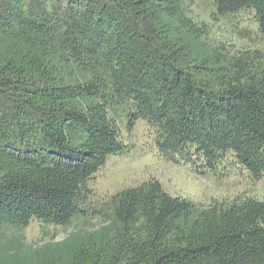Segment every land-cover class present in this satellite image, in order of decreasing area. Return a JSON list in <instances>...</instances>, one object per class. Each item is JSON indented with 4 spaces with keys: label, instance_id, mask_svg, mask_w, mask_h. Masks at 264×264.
<instances>
[{
    "label": "trees",
    "instance_id": "trees-1",
    "mask_svg": "<svg viewBox=\"0 0 264 264\" xmlns=\"http://www.w3.org/2000/svg\"><path fill=\"white\" fill-rule=\"evenodd\" d=\"M213 2L252 11L264 37V0ZM230 60L183 0H0V227L85 213L89 180L124 148L120 112L150 124L169 159L264 175V63ZM101 214L105 227L47 246L37 264H264V199L196 204L151 179Z\"/></svg>",
    "mask_w": 264,
    "mask_h": 264
},
{
    "label": "rangeland",
    "instance_id": "rangeland-1",
    "mask_svg": "<svg viewBox=\"0 0 264 264\" xmlns=\"http://www.w3.org/2000/svg\"><path fill=\"white\" fill-rule=\"evenodd\" d=\"M183 7L215 56L240 60L250 72L255 64L264 63V37L252 11L220 14L213 0H183ZM115 119L124 148L108 155L92 175L90 193L81 205L85 213L74 215L67 225L31 219L26 226L0 227V258L7 262L26 259L37 264L47 246L101 230L106 226L101 212L108 207L111 196L151 179L159 181L168 194L196 204L236 197L264 199V175L254 177L239 165L229 163V159L228 164H220L213 172H199L190 161L169 159L162 154L157 147V133L145 120L129 124L124 112L116 114Z\"/></svg>",
    "mask_w": 264,
    "mask_h": 264
}]
</instances>
